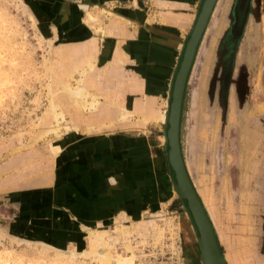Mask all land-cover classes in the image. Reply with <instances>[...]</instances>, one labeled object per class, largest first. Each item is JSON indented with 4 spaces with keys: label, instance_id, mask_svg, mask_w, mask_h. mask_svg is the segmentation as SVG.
I'll return each instance as SVG.
<instances>
[{
    "label": "rangeland",
    "instance_id": "1",
    "mask_svg": "<svg viewBox=\"0 0 264 264\" xmlns=\"http://www.w3.org/2000/svg\"><path fill=\"white\" fill-rule=\"evenodd\" d=\"M132 1L0 0V264H183V255L202 264L167 158L158 199L174 200L145 204V173L113 135L121 124H102L126 76L109 28L134 26L117 17L119 5L140 7ZM148 1L142 12L153 10ZM236 3L217 0L201 33L178 138L224 264H264V0H250L231 27ZM78 80L97 98L94 109L70 94ZM84 225L105 231L112 261L94 254Z\"/></svg>",
    "mask_w": 264,
    "mask_h": 264
},
{
    "label": "crops",
    "instance_id": "2",
    "mask_svg": "<svg viewBox=\"0 0 264 264\" xmlns=\"http://www.w3.org/2000/svg\"><path fill=\"white\" fill-rule=\"evenodd\" d=\"M106 1L115 3L121 0ZM132 2L140 7L128 9L119 5L117 17L133 22L134 26L128 28L121 25L120 20L117 27L109 28L110 33H107L117 38L119 45L116 53L120 56L126 76L121 81L119 97L109 102L110 112L103 117L102 124L112 120L121 124L118 129L123 131L113 132L120 144L118 149L122 150L120 154L123 153V158L130 161V167L137 162L150 184V191L142 194L141 199L148 201L145 204L157 201L168 207L174 199L169 195L159 200L158 194L162 192H157V183L161 180L158 173L162 175L167 170V148L161 117L167 108L171 74L193 21L198 0H149L147 5L154 8H147L149 11L144 9L143 12L142 0ZM114 53L115 50L109 52ZM127 95L131 96L128 106ZM112 96L113 93L108 98ZM90 126L91 123L87 122V129ZM114 137L107 138L106 146L111 145ZM251 141L248 138V146ZM133 154L136 161L129 158ZM131 190L133 187L128 186L126 192ZM164 190H168L167 186Z\"/></svg>",
    "mask_w": 264,
    "mask_h": 264
},
{
    "label": "water",
    "instance_id": "3",
    "mask_svg": "<svg viewBox=\"0 0 264 264\" xmlns=\"http://www.w3.org/2000/svg\"><path fill=\"white\" fill-rule=\"evenodd\" d=\"M200 1L201 3L200 5H197L196 9L197 15L188 30L189 34L185 41L182 55L177 63L170 82V98L167 113V126L165 129L168 144L166 157L173 172L171 180L172 185H179L181 192L185 195V205H187L185 206V209L195 225L197 232L195 239L198 246V256L202 264H207L205 257L210 264H223L224 259L215 238L213 227L211 226L185 172L178 138L181 100L185 80L194 56L195 47L200 39L203 27L208 20L207 17L214 0ZM220 256L222 258V263L220 261ZM203 259H205V263ZM189 261L190 258L183 255V264H189Z\"/></svg>",
    "mask_w": 264,
    "mask_h": 264
},
{
    "label": "bare ground",
    "instance_id": "4",
    "mask_svg": "<svg viewBox=\"0 0 264 264\" xmlns=\"http://www.w3.org/2000/svg\"><path fill=\"white\" fill-rule=\"evenodd\" d=\"M217 3V0H214L213 1V4H212V7H211V9H210V12H209V15H208V17H210V15L212 14V12H213V10H214V8H215V4ZM199 5V4H198ZM196 14H197V12H196ZM208 17H207V19H208ZM206 24H207V21H206V23H205V25H204V27H203V30L205 29V27H206ZM184 45H185V43H184ZM183 48H184V46H183ZM183 48H182V51H183ZM197 48V47H196ZM181 55H182V52H181V54H180V57H181ZM178 63V62H177ZM86 65H91V63H88V64H86ZM92 66V65H91ZM90 68V67H89ZM186 81V80H185ZM186 85V84H185ZM69 91H70V94L71 95H73V96H75V97H77V98H79L80 100H81V103H82V106L83 107H88L89 109H94L95 107H96V105H97V98L94 96V95H89V93L83 88V87H81V84H80V81L78 80L77 81V85L75 86V87H73V88H70L69 89ZM169 95V94H168ZM87 96H89V98H90V100H88V101H84V98L85 97H87ZM167 96V95H166ZM169 100V99H168ZM167 100V101H168ZM86 103V104H85ZM168 106H169V103H168ZM167 113H168V108H167V110H166V112H165V114H163L162 115V117H161V122H162V127H163V130H164V138H165V145L168 147V144H167V137H166V135H165V129H166V126H167ZM60 116L61 115V113H59V112H57V114L55 113V116ZM63 115H61L60 117H61V119H63V117H62ZM123 117V116H122ZM124 117H126V116H124ZM181 118V117H180ZM56 119V118H55ZM57 121V120H56ZM164 122V123H163ZM58 123V122H57ZM52 149H55V148H52ZM183 166H184V169H185V172H186V174H187V177H188V179H189V181H190V183H191V185H192V187H193V190H194V192H195V194H196V196H197V198H198V200H199V202H200V204H201V206L203 207V210H204V212H205V214H206V216H207V218L209 219V217H208V214H207V212H206V210H205V208H204V206H203V203L201 202V200H200V198H199V196H198V194H197V192H196V189H195V187H194V185H193V183H192V181H191V179H190V177H189V174H188V171H187V169H186V166H185V164H184V160H183ZM173 176V175H172ZM173 186V190L180 196V198H181V200H182V202H183V204H184V208H185V201H186V198H185V195L183 194V192H181V189L179 188V185H172ZM185 199V200H184ZM186 210V209H185ZM164 218V217H163ZM121 221V220H120ZM147 221V220H146ZM149 222V221H148ZM147 222V223H148ZM173 222V221H172ZM209 222H210V219H209ZM149 224V223H148ZM155 224V223H154ZM169 224V223H168ZM210 224H211V222H210ZM134 225V224H133ZM85 226V225H84ZM154 226V225H153ZM157 226V225H156ZM211 226H212V224H211ZM171 227H172V231L173 232H175V230H173L175 227H177V225L173 222L172 224H171ZM85 228H86V230H88V234L91 236V238H92V241L90 242V245L92 246V248H93V250L95 251V253L94 254H98L99 255V257H101L102 259H103V261L105 262H110V261H112L113 260V255H112V253H111V248H112V246H111V244L109 243L110 242V240H109V238H107V236L106 237H104V236H102L103 234H106L105 233V231H96V230H93V229H90V227L89 226H85ZM147 228H149L148 226H147ZM172 233V232H171ZM99 234V235H98ZM196 236V235H195ZM102 237H104V238H107V240H103L102 239ZM184 237H185V235H184ZM101 239L103 240V241H101ZM185 243V242H184ZM47 246V245H46ZM185 246H186V244H185ZM184 246V247H185ZM47 247H49V246H47ZM58 254L59 253H62V254H67V255H69V256H76L77 255V252H75V251H68V252H66L64 249H59V250H55ZM205 256V255H204ZM191 257V256H190ZM101 259V260H102ZM205 259H206V263L207 264H210L209 263V261L207 260V258L205 257ZM205 259H203V261H204V263H205ZM224 259V258H223ZM220 261H221V263H222V258H221V256H220ZM114 264H120V263H115V262H113ZM224 264V263H223Z\"/></svg>",
    "mask_w": 264,
    "mask_h": 264
},
{
    "label": "flooded vegetation",
    "instance_id": "5",
    "mask_svg": "<svg viewBox=\"0 0 264 264\" xmlns=\"http://www.w3.org/2000/svg\"><path fill=\"white\" fill-rule=\"evenodd\" d=\"M249 1L250 0H237V3L235 5L234 9H232L231 27L232 26L233 27H238V24L240 22H242V18H243L242 15H243V12L245 11V8L247 7ZM248 11L249 10H247L246 17L248 16ZM238 33H239V31H238ZM238 33L236 35L237 38L234 40V42L238 41V37H239ZM185 244L186 243H184V242L182 243V249H184V251L186 252L187 251L186 247L188 248V247H190V245H188L189 243H187L186 246H185Z\"/></svg>",
    "mask_w": 264,
    "mask_h": 264
},
{
    "label": "built area",
    "instance_id": "6",
    "mask_svg": "<svg viewBox=\"0 0 264 264\" xmlns=\"http://www.w3.org/2000/svg\"><path fill=\"white\" fill-rule=\"evenodd\" d=\"M166 263H168V264H177V261H176V260H174V259H172V260H170L169 262H168V261H166Z\"/></svg>",
    "mask_w": 264,
    "mask_h": 264
},
{
    "label": "trees",
    "instance_id": "7",
    "mask_svg": "<svg viewBox=\"0 0 264 264\" xmlns=\"http://www.w3.org/2000/svg\"><path fill=\"white\" fill-rule=\"evenodd\" d=\"M126 97H127V106H128V98H130L131 96L130 95H127Z\"/></svg>",
    "mask_w": 264,
    "mask_h": 264
}]
</instances>
